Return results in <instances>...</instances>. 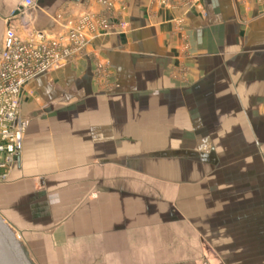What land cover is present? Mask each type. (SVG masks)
<instances>
[{"label":"rangeland","instance_id":"374dc122","mask_svg":"<svg viewBox=\"0 0 264 264\" xmlns=\"http://www.w3.org/2000/svg\"><path fill=\"white\" fill-rule=\"evenodd\" d=\"M94 84L97 95L113 98L112 114L85 112L79 104L54 111L45 100L33 98L36 117L50 129L38 144L54 146L61 157L40 164L37 179L30 173L17 184L99 185L87 186L89 197L70 212L86 214V222L79 224L90 235L85 246L66 240L64 246L45 249L42 233L30 229L22 211L30 203L7 202L13 205L11 214L26 220L15 226L33 263L113 264V231L129 228L134 236L124 259H139V251L148 248L144 257L151 263L264 264V94L247 97L252 106L247 110L245 98L235 94L228 101L215 95L208 103L205 96L196 100L190 94L134 95L116 104L120 85L106 60L94 62ZM126 137L132 140L121 141ZM180 149L216 155L215 169L187 158L139 161L133 166L150 168L143 175L121 169L115 159ZM73 150L95 156L78 157ZM12 169L2 172L1 186L11 183ZM96 194L98 200L90 202Z\"/></svg>","mask_w":264,"mask_h":264},{"label":"crops","instance_id":"0c3cea01","mask_svg":"<svg viewBox=\"0 0 264 264\" xmlns=\"http://www.w3.org/2000/svg\"><path fill=\"white\" fill-rule=\"evenodd\" d=\"M114 1L113 14H105L100 0H36L37 8L29 18L30 29L25 30L21 25L17 27L22 36L32 31L56 33L61 31L57 16L75 20L84 12L104 14L111 26L120 22L128 26V31L124 33L102 32L89 47L88 55L37 79L29 87L33 96H26L22 102V114L29 117L31 123L26 148L11 171V183L4 187L0 185V214L17 230L15 222L20 220L11 214L13 205L9 206L8 203L20 200L30 203L28 207L23 206L22 211L27 215L30 229L42 233L39 237L45 240L41 245L45 249L51 245L64 246L66 240H81L80 244L86 245L85 241L90 235L79 226L81 222H86L83 219L86 214L80 212L73 215L70 212L78 202L87 200V186L95 188L99 185L94 181L93 185L82 182L17 184L18 180H24L30 173L37 179L41 175L40 164L61 157L54 146L44 148L38 144L42 132L47 134L50 129L43 126L47 123L44 118L36 117L38 106L32 102L35 96L45 100V105L54 111L69 110L79 104L85 112L106 110L112 114L113 98L106 99L96 94V60L109 62L120 85L119 93L114 96L116 104L134 95L190 94L196 100L198 96H205L204 102L208 103L215 95L227 96L228 101L229 96L235 94L245 98L242 104L247 110L252 107L247 97L264 94V0ZM20 2L0 0V46L4 19L11 10L19 7ZM128 139L126 137L121 141ZM73 152L78 157L95 156L91 152ZM147 154L151 153L115 158L119 160L116 164L121 169L148 175V166H133L139 161H148L142 159ZM205 155L218 160L216 155ZM202 163L208 164L211 171L217 164ZM98 196L96 194L89 201H97ZM113 218L116 220L115 216ZM126 229L113 231V264H201L197 260L151 263L149 256L144 257V254H149L148 248L139 251L142 255L139 259H124L122 256L131 251L129 240L134 236V232L129 233V228ZM140 233L143 236V232ZM27 253L30 255L29 251ZM222 264L231 263L226 261Z\"/></svg>","mask_w":264,"mask_h":264},{"label":"built area","instance_id":"2783aa9c","mask_svg":"<svg viewBox=\"0 0 264 264\" xmlns=\"http://www.w3.org/2000/svg\"><path fill=\"white\" fill-rule=\"evenodd\" d=\"M100 4L105 14H113L114 0H100ZM36 8V0H21L4 19L0 46V178L4 170L14 167L23 149L29 121L21 105L26 96H33L30 85L88 55L89 47L102 32L128 31L125 22L111 26L104 14L84 12L75 20L57 16L60 32L32 31L22 36L17 27L29 30V18Z\"/></svg>","mask_w":264,"mask_h":264},{"label":"water","instance_id":"95a60500","mask_svg":"<svg viewBox=\"0 0 264 264\" xmlns=\"http://www.w3.org/2000/svg\"><path fill=\"white\" fill-rule=\"evenodd\" d=\"M189 158L215 165V157L190 150L162 151L144 155V160ZM0 264H34L23 245L17 230L0 214Z\"/></svg>","mask_w":264,"mask_h":264}]
</instances>
